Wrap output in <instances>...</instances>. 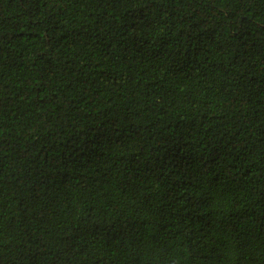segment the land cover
Here are the masks:
<instances>
[{
    "label": "trees",
    "instance_id": "1",
    "mask_svg": "<svg viewBox=\"0 0 264 264\" xmlns=\"http://www.w3.org/2000/svg\"><path fill=\"white\" fill-rule=\"evenodd\" d=\"M0 264H264V0H0Z\"/></svg>",
    "mask_w": 264,
    "mask_h": 264
}]
</instances>
